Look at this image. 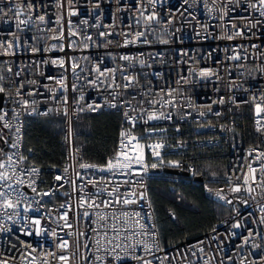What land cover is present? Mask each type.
I'll use <instances>...</instances> for the list:
<instances>
[{
  "label": "built area",
  "instance_id": "obj_1",
  "mask_svg": "<svg viewBox=\"0 0 264 264\" xmlns=\"http://www.w3.org/2000/svg\"><path fill=\"white\" fill-rule=\"evenodd\" d=\"M256 3L0 0V132L9 138L0 173L12 177V189L0 191L20 201L13 209L0 198V261L63 264L55 252L69 264H264V8L249 6ZM8 42L13 47L6 49ZM82 112L121 116L117 149L104 163L85 160L76 142ZM35 117L64 118L63 165L44 169L26 153V126ZM129 136L139 140L131 151ZM216 146L228 150L227 170L204 191L230 214L201 236L165 248L149 192L153 169L196 179L190 153ZM132 156L143 168L123 167ZM115 159L120 164L107 170ZM86 194L97 207L82 203ZM60 238L69 244L63 252Z\"/></svg>",
  "mask_w": 264,
  "mask_h": 264
},
{
  "label": "trees",
  "instance_id": "obj_2",
  "mask_svg": "<svg viewBox=\"0 0 264 264\" xmlns=\"http://www.w3.org/2000/svg\"><path fill=\"white\" fill-rule=\"evenodd\" d=\"M65 120L62 117H35L28 121L25 131V149L30 159L44 169L64 163ZM121 116L115 112L80 113L75 124L76 142L83 148L84 159L104 163L118 144ZM0 159L4 156L9 138L0 132ZM226 146L195 148L190 157L196 164L195 179L176 177L168 168L155 172L149 182L161 241L171 248L185 238H197L210 230L216 222L228 216L230 210L205 195L207 181L224 179L228 166ZM170 212L174 216L170 215Z\"/></svg>",
  "mask_w": 264,
  "mask_h": 264
},
{
  "label": "snow or ice",
  "instance_id": "obj_3",
  "mask_svg": "<svg viewBox=\"0 0 264 264\" xmlns=\"http://www.w3.org/2000/svg\"><path fill=\"white\" fill-rule=\"evenodd\" d=\"M152 2H155V0H152ZM187 2H188V0H184V3H187ZM215 2H216V0H213V3H215ZM237 2H238V0H237ZM205 3H206V0H205ZM257 4L259 5V7L264 8V0H257V3L256 4H250L249 6L256 7ZM0 11H2V10H0ZM226 14L227 13H225V15ZM261 15L264 16V11L261 12ZM39 19L42 21L44 19V17L43 16H40ZM147 19L148 20L155 19V15L154 14L153 15H149L147 17ZM20 23H24V21H20ZM259 23H261V21H257L256 22V24H259ZM256 24H254L252 26L255 27ZM101 35H104V34L102 33ZM236 35H243V31L241 29H237ZM139 37H144V33L143 32L139 33ZM229 38H231V37H229ZM142 42H147V40L145 39ZM11 47H13V44L11 42H8L7 43V46H6V49L7 48H11ZM122 58L123 59H126V60L129 59V57H127V56L122 57ZM231 59H240V57L239 56H233V57H231ZM61 63H63V62L61 61ZM141 63H143V61H141ZM9 71H11V69H9ZM96 71L100 75H104V72L101 71L99 67H97ZM16 75H19V73H17ZM201 75L202 76H208L209 73L202 71L201 72ZM2 79H3V77H0V80H2ZM128 79H129V84L128 85H125V87L130 86V84L132 83V78H128ZM30 83H35V81H32ZM92 83H95V81H92ZM22 87H23V85H20L19 86V88H22ZM19 88H18V93L17 94H19ZM3 91H5V89L2 86H0V92H3ZM223 102L224 101L222 99L219 101V103H223ZM25 103H27V101H25ZM89 107H91V106H89ZM113 107H115V105H113ZM258 111H259V108H258ZM125 115L127 116V113ZM153 118H155V117H153ZM129 119L134 122V118L129 117ZM5 126L7 127L8 125L6 124ZM123 135H126V134L122 133V136ZM128 141L129 142H128L127 145H125V147H127L130 151L132 150L133 143H135L137 145L139 144V140L135 136H129L128 137ZM12 147H16V145L14 144V145H12ZM154 147L155 148H160L161 145H155ZM249 154L251 155L252 153L250 152ZM125 155L127 156L126 153H125ZM155 155L159 156V153L156 152ZM260 155L261 156H264V153H261ZM8 159L11 160V157H9ZM257 159H259V156L257 157ZM133 163L140 164L141 168H143L142 161L140 159H137L136 156L128 157L127 160H126V162L123 164V167H126V168L129 169V171H132V164ZM118 164H120V161L118 159L109 160L108 163H107V165L105 166V168L107 170H112V169L116 168ZM2 167H6V166L4 164H0V168H2ZM80 167L89 168V167H96V166L95 165H80ZM152 167H156V165H152ZM261 167H262V170H264V165H262ZM105 168H102L101 170H105ZM36 171H38V170L32 169V172H36ZM252 171L255 172V169H252ZM56 179L59 180V179H61V177L60 176H57ZM11 180H12V177L9 176V175H7V173H0V187H2L3 185H6L8 189H12V184L9 183V181H11ZM253 180L255 181V177H253ZM16 183L17 184H23L24 181L18 179L16 181ZM34 183H35V181H31L28 186L31 187L32 184H34ZM244 183L247 184V179H245ZM32 190L34 192L36 191V189L34 187L32 188ZM234 190L235 191H240L241 189L239 187H237ZM81 191H83V190L81 189ZM48 194L49 193H44V195H48ZM8 195L9 194L7 192L0 191V198H3L4 205L7 208H13V209H15L16 207L19 206L20 201L17 200L16 203L13 204V202L8 198ZM218 195H219V193H218ZM116 202H121V201L119 199H117ZM122 202L125 203V204H127L129 201L128 200H123ZM82 203H86L88 205V207H97L98 206V205L95 204V201L93 200L92 196H88L87 194L85 195V198L82 201ZM105 203H106L107 206L110 207L113 202L112 201H108V202H105ZM84 215L87 216L88 213L85 212ZM137 215H139V214L137 213ZM63 218L65 220V225L67 227H71L72 225H70V224L67 223V215L66 214L64 215ZM35 223L36 224H39L40 223V220L37 219L35 221ZM239 226H240L239 224L235 225V227H239ZM43 231L44 232H47L48 230L45 229ZM32 234H33L32 232H25V235H32ZM36 234H40V233H36ZM51 234L53 236L56 235V233L54 231ZM81 235H84V234L81 233ZM60 240H61V242L57 245V247L63 252V251H65V250H67L69 248V244H68V242L66 240H63V238H60ZM245 243H247V240H245ZM28 247H30V245H28ZM84 247H87V245H85ZM117 247H119V245H117ZM114 250L115 249H113V251ZM145 250L146 251H150L151 249L147 245H145ZM201 251H202V249H201ZM51 255L53 256V258L57 259L58 261H62L63 264H69V257L68 256H65V255H57V253H55V252L51 253ZM81 258L82 259H87L86 257H81ZM117 258L119 259V257H117ZM97 259H101V258L100 257H97ZM137 259H141L142 260L141 257H137ZM0 264H7V262L6 261H0ZM143 264H150V261H143Z\"/></svg>",
  "mask_w": 264,
  "mask_h": 264
},
{
  "label": "water",
  "instance_id": "obj_4",
  "mask_svg": "<svg viewBox=\"0 0 264 264\" xmlns=\"http://www.w3.org/2000/svg\"><path fill=\"white\" fill-rule=\"evenodd\" d=\"M3 102H4V93L0 92V111H1V109L3 107ZM159 171H160V169H153V172H159ZM168 171L170 173L178 175V176H182V177H187L188 176L187 172L180 171V170H177V169H168ZM195 180L196 181H203V179L201 177H197Z\"/></svg>",
  "mask_w": 264,
  "mask_h": 264
}]
</instances>
